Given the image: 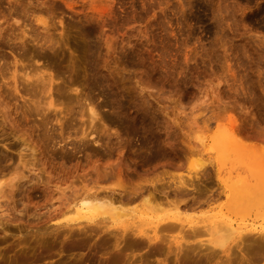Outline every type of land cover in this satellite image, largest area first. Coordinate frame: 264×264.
<instances>
[{"label": "rangeland", "instance_id": "rangeland-1", "mask_svg": "<svg viewBox=\"0 0 264 264\" xmlns=\"http://www.w3.org/2000/svg\"><path fill=\"white\" fill-rule=\"evenodd\" d=\"M22 7L40 10L35 12L46 18L50 28L47 36L53 46L41 50L35 43L23 45L13 37L0 39V73L8 76L16 60L22 95H9L4 100V110L0 107V174H5V182L15 173L23 176L12 180L16 184L12 196L10 188L2 186L5 193L0 195V264H70L74 258H79L81 264H104L117 248L122 249L124 264H179L174 242L170 243L171 251L167 250L168 244L164 246V253H156L144 242V248L139 243L142 249L137 244L134 248L139 249L131 253L128 250H133L136 243L128 242L125 246L121 242L115 247L113 233L71 235L65 231L53 239L50 226L58 220L44 221L61 199H69L95 185L116 189L131 184L129 188L135 190L143 184L149 188L148 184L159 175L165 180L194 179L198 175L205 180H201L204 185L206 177L200 175L206 171L212 184H208V189V185L202 188L215 193L217 172L221 176L223 173L222 177L238 172L245 175L246 166L264 164L260 153L264 145V0H0V27L7 25L3 16L7 18L13 11L21 13ZM20 18L23 20V15ZM85 30L89 32L88 38L84 37ZM43 53L50 56L49 64L41 58ZM23 65L47 67L46 73L54 77L52 97L56 103L61 102V115L78 116L77 95L86 98L80 100L84 106L91 99L99 105L101 121L95 126L100 135L104 130H116L121 138L103 134L98 155L88 154L91 150L80 146L72 152L74 156H67L71 153L63 152L47 137L59 134L53 113L48 115L51 121L44 122L41 116L28 111L30 95L22 91L20 82ZM4 96L1 94L0 99ZM105 116L118 117L123 123L110 126ZM231 118L238 131L251 135L243 138L242 132L238 134L244 145L235 143L239 147L236 149L230 144L229 134L224 133ZM84 119L85 116L81 120ZM128 125L136 129V137L127 136ZM142 136L147 139L148 148L151 145L152 150H159L153 156L148 150L149 161L141 156L149 154L145 151L148 148L144 150L140 145ZM251 143L257 148L250 150ZM231 167L235 170L229 171ZM263 177L264 173L257 172L253 179ZM217 189L216 193L219 186ZM263 193L253 191L249 206L230 207L240 225H264ZM219 199L209 207L201 206V210L196 208L184 214H205L221 207L226 211L225 197ZM127 205L133 208L130 216L115 221L113 232L121 225H134V220L135 225L139 222L146 229L153 221L175 213L169 205L146 208L149 205L140 199ZM168 212L172 214L167 215ZM71 216L74 215L59 219ZM99 218L100 215L95 219ZM177 232L164 234L175 241ZM207 235L200 233L194 241L205 240ZM71 243L76 245L72 251L68 249ZM236 243L238 239L231 236L225 242L227 252H218L216 248L219 257L208 264H264L263 253L246 254ZM144 252L146 263L140 259ZM144 256L150 259L149 263Z\"/></svg>", "mask_w": 264, "mask_h": 264}, {"label": "bare ground", "instance_id": "bare-ground-1", "mask_svg": "<svg viewBox=\"0 0 264 264\" xmlns=\"http://www.w3.org/2000/svg\"><path fill=\"white\" fill-rule=\"evenodd\" d=\"M28 8L22 7L21 8L22 14L20 12L13 11L8 14L7 18L3 16V18L5 19L4 23L7 25L4 28L0 27V39H5V38L8 39L9 37H13L14 39H19L23 45L26 43H35L37 45V48L41 50L52 49L53 43L51 42L49 36H47V33L50 28H48L49 25L47 24L48 22L46 21V18H43L44 16L41 17L38 15L37 12H40V10L39 11L34 10V9L28 10ZM21 15H23L24 17L23 20H21L20 18ZM10 20L12 21L11 23H9ZM33 23H35V25ZM12 26H14V28ZM10 27H12L13 29L9 30ZM8 30L10 31V33L8 32ZM13 30L15 32L16 31L18 32L14 33ZM84 37L85 38L89 37V32L86 30L84 31ZM41 58L43 59L45 58L47 62L50 61V56H48L46 53H43L41 55ZM16 63L17 61L15 60L13 63V70L9 73L8 76H6V74H4L3 72L0 73V79H1L0 97H1V94L5 95L3 99H0V107L3 108V110L6 105V102L4 100L7 97H9V95H12L13 93L20 94V90L18 88L19 86L18 78L19 77L17 75L18 70H17ZM21 69H23L21 76H20L21 77L20 82L23 84L22 91L25 94L30 95L29 101H31V104L28 105V108H29L28 111L31 114H36V115L41 116V120H43L44 122L51 121L48 118V115H50V113H53V116L55 117L56 122L59 123V134L58 136H54L52 135V133L49 135L47 133L46 135H48L47 137L50 139L49 141H53V144L59 145L60 150H62L65 153H71V154H67V156L73 155V153L78 151V148L80 146H83V149L85 150L87 149L91 150V151L87 150L88 154H90L89 152H93L98 155L99 153H101V147L103 146L102 145V141H103L102 135L103 134L105 136H109V135L112 136L113 134L116 139L121 138L120 137L121 134L116 132V130L114 129H113L114 132L112 133L110 131H108L110 132L108 133L106 132L107 130H104L102 132V135H100L101 132H99L97 130V127L95 126V123L97 121H101V118L98 117L99 116V113H98L99 105H94V101L91 99L84 106L83 104H81L80 100L83 99V101H86V98H78V95H77L76 96L77 97L76 98L77 109L75 110L74 108V110H75V113L78 114V116L77 115L74 116L73 114L61 115L62 114V109L60 106L61 102L56 103L52 97V90H53V87L55 86L54 77L50 73H46L47 67L26 68V66L23 65ZM59 89L60 88L58 87L57 90ZM57 95L60 96V93L57 92ZM20 98H22L21 94H20ZM57 100H59V98H56V101ZM2 105H4V107H2ZM84 116H85V119L81 120L84 118ZM105 121L110 126H115V125L123 123L118 117L114 118L112 116H105ZM235 122L236 121L232 120V118L231 120L229 119V123L227 124V127L226 128L224 127L225 129H227L228 133L224 129H223V132L225 131L224 133L226 136H228L229 134L230 139H232V141L229 139L230 144L231 145L234 144L233 147L236 149V148H239V147H236L239 145V143L241 145H244V144L241 141L242 138H240L238 135V134L241 135L242 131L241 132L238 131V127L237 125L235 126ZM136 133L137 131L133 127V125H128V129L126 133L127 136L135 135L136 137ZM243 135H245L243 136L244 138L246 136L248 137L249 134L246 135L243 133ZM250 136L251 135H249V137ZM75 139L77 140L75 141ZM141 139L143 140L140 142V145L145 150V148L146 149L148 148V146L145 143L147 139H145V136H142ZM235 143H237L238 145ZM260 144L261 142L258 145ZM68 145L70 146V149L68 148ZM255 146L257 148V145L255 143H251L249 145V148L254 147L255 149ZM150 147L152 148L153 146L149 145V148L145 151H148V150L151 151L152 156H153V152L155 153L159 152L157 148L156 149L158 151L155 149L152 150ZM261 149H260L261 150L260 153H262L261 156L263 155L261 159L262 160L261 163H264L263 162L264 145H262ZM63 155L66 156V154H63ZM141 156L142 158H145L148 161L151 160L150 152L148 156L145 155L147 157L145 156L143 157V155ZM248 164H251V163H248ZM232 167L230 168L229 171H231V169L235 170V167L234 168ZM202 170H205V169H202ZM10 172L11 171L7 173H10ZM14 172H16V170ZM244 172H245V175H241L238 172L233 176L229 173L227 177H222L223 173L221 176L220 173L217 172L216 182L220 188V191L216 193L218 191L217 189L218 186L214 184L215 186H217L216 192H215L216 194L213 193V190L212 192L209 193L205 191V189H203L205 188L204 185L212 184L211 183L212 181L211 179H209V176L206 171L205 173L202 172V175H200L202 177L204 174L206 177V182L204 185L203 183L205 180L201 179L203 183L201 182V180L199 179L200 177L197 175L198 172H195V175L197 176L194 179L189 178L187 180L185 178L184 179L177 178L178 180L177 179L168 180L169 179L168 178L165 180L164 176L163 178L160 177L162 175H159L158 176L159 178L155 176L156 178L152 179V182L150 180L151 184H148L151 187L148 188V186L147 187L143 186L142 182L141 183L139 182L140 183V184L138 183L139 186L141 184L142 185L140 187H135V190L134 189L132 190L131 188H129L131 184L128 185L126 183L125 184L128 185L129 187H127L124 184V186L126 187H123L122 185H120V186H116L117 187L116 189H114L115 187L110 188L109 186L103 187L100 185H95V187L90 188L89 190L79 192V193H74V196L72 195L73 197L69 199H67V197L66 198L64 197L65 199H61L58 206L53 205V209L49 211L50 213L44 222L46 223L48 220H54V219L56 221L58 220L56 224H52L50 226L51 230L49 233L50 234L52 233L54 235L53 239H55V237H58V238L61 237V235L65 233V231H67V233L71 235L74 233H79V232L80 234L81 232L84 234L89 233V235L90 233H93V232L95 233L107 232L105 233V235L106 234L109 235L113 233V235H111V238L115 237L116 239V245H114L115 247H118L119 245H121L122 244L121 242L125 243V244H122L125 246H128L127 245L128 242H129L128 244L136 243L134 245L132 244L133 250L131 251L128 250L131 253L139 249L138 248L136 250L134 247L137 248V246L139 245V243L141 244V242L146 243L148 247L151 250L152 249L155 250L156 253L158 251H163L164 246L167 244H168L167 250L171 251L172 248H171L170 243L174 242L175 243L174 251L176 254V258L179 260V264H208L211 260L215 259L217 255L219 254L217 253V249H218V252H219V249L224 253L227 252L229 248L225 247V242L231 236H234V239L235 238L238 239L239 243H236V245L237 244L240 245V250H243L246 254L261 255L262 253L264 254V225H260V226L240 225L241 222H238L235 218L236 216L233 215L232 212L230 211V207H232V209H236V206H239L242 204L247 205V206L251 205L248 199L254 197L253 191L254 193H256L257 191H264V177L263 179H260V180L253 179L254 173H257V172L264 173V164L258 165L257 163V165L255 164L254 165L252 164V166L248 165L246 166V169ZM107 176L108 174H103V177L106 178ZM4 177H5V174H0V195L5 193L3 187L7 186L10 188V191L8 192L12 196L11 192L13 191L14 188H16V184L12 182V180H14L16 177H18V180H20L21 178H23V176L22 175L17 176V174L15 173L13 177L8 179L7 182H5L6 180L4 179ZM122 182L124 183L125 181L122 180ZM138 184L136 183V185ZM145 185H147V181ZM134 186L133 187L131 186V187L134 188ZM202 186L204 187L202 188ZM209 186L211 185H208L207 189L209 188ZM124 188L126 190L131 189L130 190L131 192H127ZM118 189L120 190L124 189V190L118 191ZM222 196L225 197L226 199V203L223 204L221 202L226 207V211H223L222 210L223 208L221 207L219 211L210 209L206 211L205 214L203 213L198 214L197 211L196 212L198 215H193V214L185 215L184 214L185 211H187V214H188L189 212L188 210L193 211L194 209L196 208L198 209L201 206L209 207L214 201H219L220 200L219 198ZM138 199H140V201H142L146 205H149L150 203L151 204L154 203L152 205L150 204L147 207L145 206L146 208H149V207L152 208V206H156V205H157L156 207H159V206L161 207L162 205H163L162 207H164L165 205L173 206L174 211L173 210L172 211L173 213L175 212L174 216L169 217V218H163L165 216L163 217L160 216L163 219L160 218L159 220L153 221L152 226L146 229H142L143 227L141 224H139V222L137 223V225H135L137 221L134 220L133 221L135 223V224L133 223L134 225H130L132 223H130L128 226L121 225L119 227H116L115 228L116 231L113 232L111 227L115 226L114 222L119 219L121 220L122 217H125L132 212L133 208L131 209L130 207H127V206H130L127 204H130V203L133 204V202H136V200ZM62 200H65V201H62ZM181 206L183 207L184 210L182 211L184 212L180 211ZM156 207H153V209L160 211L159 210L160 208H156ZM201 209L199 208V210ZM247 210H249V208H247ZM169 213L170 212H168L167 215ZM66 214L67 215L73 214L74 216L65 218L63 220L59 219L60 217L62 218L63 216H65ZM98 215H100L101 218L95 219ZM163 215H166V212ZM233 216L235 219L233 218ZM129 222L131 221H128V223ZM140 225L142 228L140 227ZM174 230L178 231L177 233H179V236L177 237L175 241H171L169 240L168 236L164 234V232L166 233L167 231H174ZM200 233L201 234L203 233L205 235L208 234L209 237L205 240L195 242L194 241L195 237L197 235H200ZM128 236H132L130 238L131 241ZM144 243L141 244L143 248L144 246H146V244ZM73 244L72 243L71 245L69 244L68 249H70V251H72V249L75 248L76 246ZM141 246L139 250L142 249ZM130 248L132 249V247ZM124 249L123 250L126 251V253H128L127 252L128 248L126 249L125 247ZM150 249L149 251H151ZM116 250H117L116 252L113 251V253L115 252L114 256L108 262L105 260L104 264H116L119 261H121L119 263L122 264V261L124 260L123 258H121L122 249L117 248ZM145 251L147 252L148 250H145ZM149 251L147 253H149ZM143 254H145V252L141 254L142 256L140 259L141 260L143 259L142 262L144 261ZM139 257L137 256L138 260H139ZM144 257L145 259L147 258L146 256ZM78 259L77 258L72 259L75 261L72 263L71 262L72 260H71L70 264H79V263L81 264V262H79ZM133 260L134 262L137 261L135 259ZM146 260H149L147 263L150 262V259L147 258ZM126 261H127V257H126ZM144 262L146 263V261ZM124 263H126L125 260L123 264ZM10 264H25V263L24 261L23 262L16 261L14 263L10 262Z\"/></svg>", "mask_w": 264, "mask_h": 264}]
</instances>
